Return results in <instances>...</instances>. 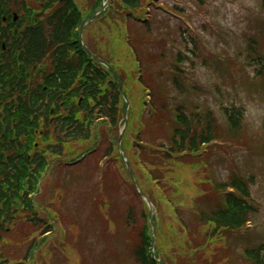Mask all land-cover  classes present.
I'll return each mask as SVG.
<instances>
[{
	"label": "trees",
	"instance_id": "1",
	"mask_svg": "<svg viewBox=\"0 0 264 264\" xmlns=\"http://www.w3.org/2000/svg\"><path fill=\"white\" fill-rule=\"evenodd\" d=\"M260 2L264 10V0ZM35 3L34 27L25 31L0 29V264L22 261L13 258L18 253L12 251L17 245L8 239L12 225L22 226L23 244L30 245L25 260L32 258L48 239L55 238L54 217L43 212L46 217L41 218L33 198L40 194L38 184L49 166L56 160L70 163L95 151L100 126L110 134L115 132L118 139L125 125L127 105L117 81L110 70L90 58L79 41L83 21L100 11L104 0H96L87 12L76 0ZM150 6L151 0H111L109 9L86 31L91 52L108 64L124 85L131 109L122 146L128 156L132 155L130 162L138 183L159 214L154 218L158 242L153 259L148 208L130 183L134 198L126 200L121 219L119 193L124 179H117V167L115 172L108 169L106 177L117 184L116 197L109 199L100 192L96 215L108 210L110 229L117 225L124 235L120 238L124 254L115 249L114 264H160L158 260L164 264H264V245L246 250L244 258H233L226 243L257 215L251 204L254 178L246 182L233 173L223 184L197 181L191 206H186L181 188L186 169L198 172L206 167L199 154L207 146L220 143L224 146H215L225 147L230 141L241 140L245 112L235 106L225 109L228 128L223 129L210 110H189L183 104L175 105L172 111L167 109L157 88V77L162 79L167 74V89L184 95L182 65L187 54L175 53V64L165 67L166 72L157 65L149 46L158 41L155 21L143 28L134 22L142 20ZM26 19L28 16L23 22ZM125 22L132 24L128 44L122 29ZM180 31L186 46L194 45L191 53L196 56V41L190 35L189 43L185 35L188 31L183 27ZM2 44H6V51ZM257 44L252 40L250 56H254L257 66L256 78L264 79V47L257 49ZM164 58L159 54L160 60ZM138 72L141 75L137 81ZM147 89L157 90L158 94L144 130L136 136L135 111L145 108ZM105 143L107 148L100 160L113 154L118 159V143ZM113 163L118 165L117 161ZM104 182L109 184L107 179ZM59 186L56 184L53 192ZM229 189L235 192L225 194ZM199 202L204 204L202 209H196ZM162 204L174 210L175 219L170 214L163 219ZM112 207L115 211L110 210ZM188 209L192 210L190 216L184 215ZM4 246H10L8 257Z\"/></svg>",
	"mask_w": 264,
	"mask_h": 264
},
{
	"label": "rangeland",
	"instance_id": "2",
	"mask_svg": "<svg viewBox=\"0 0 264 264\" xmlns=\"http://www.w3.org/2000/svg\"><path fill=\"white\" fill-rule=\"evenodd\" d=\"M76 1L82 11L87 12L96 0ZM202 1L200 3L201 1L198 0H153V6L147 16L150 19L149 23L155 21L158 41L155 42L156 44H149V46L153 56L156 57L157 65L163 66L164 70L165 67L175 64V53L182 51L187 54V59L182 65L185 73L184 95L178 91L172 92L171 88L167 89V74H163L162 79L160 75L157 77L159 94L163 96L162 99L168 105L169 111H172L177 104H183L189 110H210L223 129L228 128L225 109L235 106L245 112L243 138L230 141L225 147L213 146L209 148L199 158L207 164L206 167L198 172L186 169L185 178L181 183L188 208L191 206V198L194 197V187L197 181L202 180L213 185L223 184L229 181L233 173L239 174L247 180L254 178L255 185L250 187V190L258 213L246 230L234 234L226 242L232 257L240 258L245 250L264 245V79L256 78L257 66L254 64V56H250L252 40L257 41V49L264 47V10L260 0ZM175 6L184 10V16L180 17L170 13ZM138 23L141 24L139 21ZM140 24L138 25L143 28ZM180 27H183L184 31H188L185 35L189 43L191 42L190 35L196 41L198 46L196 56L191 53L194 51V45L187 47L184 43ZM129 30L132 38V24H130ZM159 54H164V60L159 59ZM194 87L197 90H194ZM157 92L152 89L153 101ZM137 111L135 113L138 115L141 110L137 109ZM148 112L150 113V111ZM149 113L144 116V124ZM136 122L137 118L133 122L135 131L139 127ZM98 132L102 134V129H98ZM104 135L109 138L107 132ZM129 135L133 136L132 133ZM112 138L113 140L117 139L115 132ZM221 146L224 145L221 144ZM106 148V143L100 144L96 156L74 166L77 170L69 167L71 170L65 171L61 181L63 186L68 188V192L66 194L58 189L53 192V201H51L52 208L58 209L57 215H59L58 217L52 211V216L55 217L54 223L57 226L56 236L48 239L46 245L40 248L42 250L38 256L34 253L33 264H114L115 260L112 254H114L115 248L121 251L122 248L118 242L120 238H124V235L121 234V229L117 225L111 230L113 233L108 232L105 235L104 231H109L110 228V220L106 218L107 212H99L102 220L97 221L94 209L100 192L106 194L109 199L111 196L116 197L114 190H116L115 185L117 186V184L110 182V178L106 177L111 168L115 172L117 167L118 172H115L117 179L120 180L121 176L124 179L120 180L122 191L119 193V199L122 200L121 219L126 210V200L134 197L133 193L129 191L131 187L129 181L128 184L126 182L127 174L122 172L125 170L119 160L118 165L111 164L107 160L105 171L102 172L99 159ZM130 156L132 155L130 154ZM106 179L109 182L107 185L104 182ZM102 182H104L103 186L100 185ZM85 194H89L87 196L90 201L89 205H86L88 202H84ZM47 199L48 197L42 195L35 201L38 205H44L47 203ZM61 200H63L62 203H60ZM115 204L113 202L112 205L118 207ZM203 205V202H199L196 209H202ZM189 209L185 211L184 215L192 214V210ZM110 210L115 211L113 207ZM161 215L163 219L169 218L168 210L164 204L161 207ZM20 234L16 238L13 235L9 236L8 239L15 238L14 242L21 246L24 239ZM74 238L75 242H72ZM56 242L58 244L53 248L48 247L49 244ZM3 250L8 257L10 246H4ZM16 250L19 251V256H13V258L22 259L25 255L24 249L17 247L12 251ZM53 251L55 254L51 257L50 253ZM121 254L124 253L121 251ZM23 264L26 263L23 262Z\"/></svg>",
	"mask_w": 264,
	"mask_h": 264
},
{
	"label": "water",
	"instance_id": "3",
	"mask_svg": "<svg viewBox=\"0 0 264 264\" xmlns=\"http://www.w3.org/2000/svg\"><path fill=\"white\" fill-rule=\"evenodd\" d=\"M96 16H97V14L94 15V16H92L91 18L85 20V21L83 22L82 27H81V31H80V41H81V43L83 44V47L85 48V50H86L87 52H88V49L86 48V46H85L84 43H83V33H84V30H85L86 26H87V25H88L93 19H95ZM93 59H95V58L93 57ZM95 60L98 61V62H100V61L97 60V59H95ZM120 86H121V89L123 90L121 84H120ZM128 167H129V165H128ZM129 171H130L131 177H132L133 180H134V175H133V173H132L130 167H129ZM134 183H135V185H136V187H137V189H138V185H137V183L135 182V180H134ZM139 192H140L141 196L144 197L143 193H142L141 191H139ZM149 205H150V204H149ZM150 207H151V205H150Z\"/></svg>",
	"mask_w": 264,
	"mask_h": 264
},
{
	"label": "flooded vegetation",
	"instance_id": "4",
	"mask_svg": "<svg viewBox=\"0 0 264 264\" xmlns=\"http://www.w3.org/2000/svg\"><path fill=\"white\" fill-rule=\"evenodd\" d=\"M9 1H12V3H13L15 1L18 2L20 0H0V12H2V13L6 12L7 13L6 15H8V16L11 15V4L9 3ZM30 2H31V0H29L28 3H30ZM25 4H27V3L24 2L23 5H25ZM7 22L8 21L0 23V27H2Z\"/></svg>",
	"mask_w": 264,
	"mask_h": 264
}]
</instances>
